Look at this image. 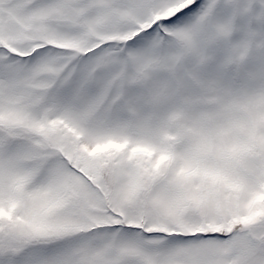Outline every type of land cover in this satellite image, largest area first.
Masks as SVG:
<instances>
[{
    "label": "snow or ice",
    "instance_id": "obj_1",
    "mask_svg": "<svg viewBox=\"0 0 264 264\" xmlns=\"http://www.w3.org/2000/svg\"><path fill=\"white\" fill-rule=\"evenodd\" d=\"M0 264H264V0H0Z\"/></svg>",
    "mask_w": 264,
    "mask_h": 264
}]
</instances>
